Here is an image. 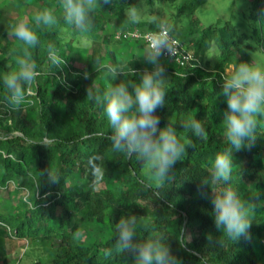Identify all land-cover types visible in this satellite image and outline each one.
Here are the masks:
<instances>
[{"label":"trees","instance_id":"16d2710c","mask_svg":"<svg viewBox=\"0 0 264 264\" xmlns=\"http://www.w3.org/2000/svg\"><path fill=\"white\" fill-rule=\"evenodd\" d=\"M206 1L189 0L178 11L193 14ZM37 2L35 14L49 8L58 16L59 0ZM136 2L111 0V4L104 5L101 0L102 6L98 5L93 12L91 30H103ZM257 5V15L262 17L259 28L264 49V0H257ZM29 22H34V17ZM199 25L200 20L192 18L180 35L176 28L173 34L188 43L201 60L211 33L208 28L201 30ZM61 27L59 18L56 25L38 30L39 44L30 51L40 75L24 86L23 112L17 114L9 107L8 90L0 83V132H3L0 185L15 181L29 192L27 200L22 201V210L9 215L0 213V240L26 238L40 245L45 255L35 264H131L130 253L114 248V231L107 240L85 243L79 237L80 224L74 219L77 215L80 220L108 219L114 224L121 215L131 213L138 216L141 239L154 235L166 237L184 264H264V248L258 253L252 242V237L264 230V166L259 160L264 154V125L257 129L254 142L234 154L237 163L243 164L236 172L247 185L255 186V191L245 197V187L237 182L233 171L232 186L242 198L258 203L249 237L234 241L216 228L212 197L213 191L219 192L223 186L210 179L215 155L228 146L222 123L227 111L226 98L222 95L224 73L231 65L236 68L246 60L248 52L243 46H250L234 40L229 47L226 45L215 67L205 70L179 67L173 62V74L165 86V105L156 114L160 118L159 127L173 123L191 146L174 166L171 179L160 186L151 183L146 187L149 182L143 175L146 166L136 156L111 148L109 122L102 107L87 96L88 88L106 90L115 83L107 71L109 66H119L124 73L117 82L120 78L138 80L141 67L133 65L131 59L121 62L111 52L112 64L96 70H93L94 62L102 57L96 53L89 61L75 63L71 59L72 42L63 45ZM141 30L158 29L148 22ZM226 31L239 36V30L230 22ZM50 42L66 59L59 69L47 60L46 48ZM0 54L2 77L19 69L17 58L23 54V45L14 36L8 37L0 46ZM135 56L132 59L138 60ZM192 116L200 119L206 136L195 137L182 127L183 121ZM48 173L57 178V183L49 181ZM78 173L88 185L71 182Z\"/></svg>","mask_w":264,"mask_h":264},{"label":"clouds","instance_id":"9594fccd","mask_svg":"<svg viewBox=\"0 0 264 264\" xmlns=\"http://www.w3.org/2000/svg\"><path fill=\"white\" fill-rule=\"evenodd\" d=\"M103 4H111V0H103ZM98 5L102 6L101 0H62L63 20L81 34L89 33L93 26V12ZM147 12L144 0H140L139 4H131L125 9L124 15L127 22L136 24ZM150 19L158 29L144 54L152 69L141 72L138 80L120 78L117 82L124 73L119 66H109L107 71L115 83L106 90H87V96L102 107L109 122L111 148L118 153L136 156L146 166L150 177L146 187L151 186V181L160 186L171 179L174 166L182 161L191 146L173 123L159 127L160 118L156 113L165 105L168 83L161 57L165 49L170 55L172 53L174 27L158 14H152ZM58 22L54 11L44 8L35 14L34 22L19 20L13 26L12 36L22 43L23 54L17 58L19 69L0 77V83L9 93L7 104L13 110L20 109L25 102L24 86L40 75L30 51L39 44L38 30ZM46 52L51 66L59 69L66 63L54 43L47 44ZM84 75L88 76L87 71ZM222 95L227 102L222 123L228 146L215 155L211 168V182L223 186L219 192L213 191L214 223L227 238L238 241L249 237L258 203L242 198L231 184L236 165L234 154L256 140L257 129L264 122V67L254 62H240L224 80ZM182 127L195 137L206 136L204 125L195 116L186 118ZM48 179L57 183V178L50 173ZM203 183L209 186L208 181ZM138 228V216L131 213L121 215L114 223V248L130 253L131 264H184L166 237L154 235L141 239Z\"/></svg>","mask_w":264,"mask_h":264},{"label":"rangeland","instance_id":"374dc122","mask_svg":"<svg viewBox=\"0 0 264 264\" xmlns=\"http://www.w3.org/2000/svg\"><path fill=\"white\" fill-rule=\"evenodd\" d=\"M59 1L57 14L62 21L61 38L63 45H67L69 40L72 42L71 59L78 64L89 61L94 53L101 55L102 57L98 63L94 62L95 67L93 70L103 65H111V53H114L121 62L131 59L134 62L133 65L141 67L142 72L145 69L151 70L153 66L147 61L139 62L131 58L138 52L145 53L149 48L148 45L135 39H120L117 34L120 31L146 28L147 23L151 22L150 16L152 14H158L166 18L178 30V35L190 25L192 18L200 20L199 28L201 30L208 28L211 33V40L206 53L201 57V63L204 68L215 67L217 61L226 50V45H230L234 40H241L245 45L250 46H243L248 52V57H246L244 62H254L256 65L264 67V49L259 28L262 17L260 18L257 15L259 13L257 0H207L193 14L188 12L179 13L178 11L189 0H144L148 12L141 18L139 23L132 24L127 22L123 13L115 20L110 21L103 30H91L86 34H81L78 30L75 31L63 20L62 0ZM139 3L140 0H137L136 4ZM37 6V0H0V46L5 43L8 37L12 36V28L19 20H27L29 22L33 19ZM229 22L239 30V36L226 31V25ZM197 26L195 25L194 27L197 28ZM1 57L2 55L0 54ZM168 61H170V58L161 57L167 82L171 80L172 69L175 67L172 64H168ZM235 69L234 65L228 67L224 73V79L234 72ZM23 111L24 109L20 108L16 110V113L20 114ZM261 124L264 125V122H261ZM2 133L0 132V136ZM237 160L235 158L234 177L237 182L245 187L244 196L246 197L248 193L255 191V186L247 185L236 172L243 165L238 164ZM259 160L264 166V154L259 157ZM143 175L150 179L147 168L144 169ZM71 182L88 185L84 176L79 173L72 176ZM151 183L157 185L155 181H151ZM103 185L104 183L99 184V187ZM28 195V190L19 187L15 181H10L6 186L0 185V213L9 215L17 210H22V201H26ZM74 219L80 224L79 237L85 243H92L95 240L102 239L107 240L114 231V224L108 219L104 222L85 221L80 220L77 215H75ZM252 242L256 251L261 253L264 248V230L254 235ZM44 255L45 252L40 245L26 238L12 241L0 240V264H35Z\"/></svg>","mask_w":264,"mask_h":264},{"label":"built area","instance_id":"2783aa9c","mask_svg":"<svg viewBox=\"0 0 264 264\" xmlns=\"http://www.w3.org/2000/svg\"><path fill=\"white\" fill-rule=\"evenodd\" d=\"M157 31L158 30L142 31L135 28L131 30L120 31L117 34V37L120 39H138L146 43L149 47L152 44V37ZM172 39L174 43L171 55L165 49L162 57L170 58V60H172L179 67H199L205 70L195 50L190 48L188 43H183L179 37L173 33ZM29 92L33 93L32 91Z\"/></svg>","mask_w":264,"mask_h":264},{"label":"crops","instance_id":"0c3cea01","mask_svg":"<svg viewBox=\"0 0 264 264\" xmlns=\"http://www.w3.org/2000/svg\"><path fill=\"white\" fill-rule=\"evenodd\" d=\"M144 52H138L137 54H135L136 56L135 57H137V59L140 61V62H146L147 60H146V57L144 56ZM134 57V55L131 57V58H133ZM168 64H172V65H174V63H173V61H168Z\"/></svg>","mask_w":264,"mask_h":264}]
</instances>
